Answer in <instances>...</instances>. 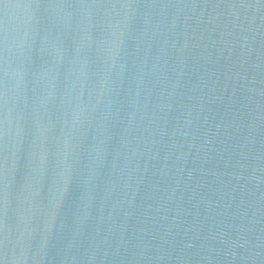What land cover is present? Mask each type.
<instances>
[{
  "label": "water",
  "instance_id": "1",
  "mask_svg": "<svg viewBox=\"0 0 264 264\" xmlns=\"http://www.w3.org/2000/svg\"><path fill=\"white\" fill-rule=\"evenodd\" d=\"M0 261L264 264V0H3Z\"/></svg>",
  "mask_w": 264,
  "mask_h": 264
},
{
  "label": "snow or ice",
  "instance_id": "2",
  "mask_svg": "<svg viewBox=\"0 0 264 264\" xmlns=\"http://www.w3.org/2000/svg\"><path fill=\"white\" fill-rule=\"evenodd\" d=\"M0 3H3V0H0ZM0 264H2V261H0Z\"/></svg>",
  "mask_w": 264,
  "mask_h": 264
}]
</instances>
